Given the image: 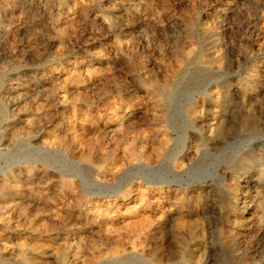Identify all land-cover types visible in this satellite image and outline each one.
I'll use <instances>...</instances> for the list:
<instances>
[{
	"label": "rangeland",
	"instance_id": "rangeland-1",
	"mask_svg": "<svg viewBox=\"0 0 264 264\" xmlns=\"http://www.w3.org/2000/svg\"><path fill=\"white\" fill-rule=\"evenodd\" d=\"M0 264H264V0H0Z\"/></svg>",
	"mask_w": 264,
	"mask_h": 264
},
{
	"label": "bare ground",
	"instance_id": "bare-ground-1",
	"mask_svg": "<svg viewBox=\"0 0 264 264\" xmlns=\"http://www.w3.org/2000/svg\"><path fill=\"white\" fill-rule=\"evenodd\" d=\"M6 182V181H5ZM16 183V182H15ZM13 196V195H12ZM35 261V260H34ZM34 261H32V262H34ZM31 263V262H30ZM36 263V262H35Z\"/></svg>",
	"mask_w": 264,
	"mask_h": 264
}]
</instances>
